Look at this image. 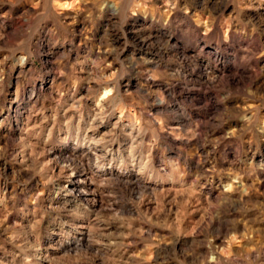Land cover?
Returning a JSON list of instances; mask_svg holds the SVG:
<instances>
[{
    "label": "rangeland",
    "instance_id": "obj_1",
    "mask_svg": "<svg viewBox=\"0 0 264 264\" xmlns=\"http://www.w3.org/2000/svg\"><path fill=\"white\" fill-rule=\"evenodd\" d=\"M59 1L0 0V264H264V0Z\"/></svg>",
    "mask_w": 264,
    "mask_h": 264
},
{
    "label": "bare ground",
    "instance_id": "obj_2",
    "mask_svg": "<svg viewBox=\"0 0 264 264\" xmlns=\"http://www.w3.org/2000/svg\"><path fill=\"white\" fill-rule=\"evenodd\" d=\"M58 3H59V5H60L62 8H68V7L71 6V5L68 4L67 2L62 3V1H59V0H58ZM110 93H111V90L106 89V90L104 91L103 98H106L108 95H110Z\"/></svg>",
    "mask_w": 264,
    "mask_h": 264
}]
</instances>
